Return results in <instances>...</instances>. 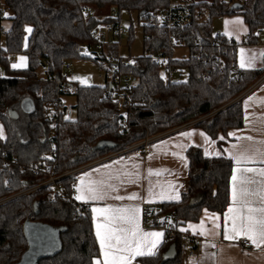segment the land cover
<instances>
[{
    "label": "trees",
    "instance_id": "obj_1",
    "mask_svg": "<svg viewBox=\"0 0 264 264\" xmlns=\"http://www.w3.org/2000/svg\"><path fill=\"white\" fill-rule=\"evenodd\" d=\"M4 3L11 26L4 34V47H0V66L5 71V76H0V123L5 130V139H0V158L4 154L6 162L0 172V198L106 157L147 136L162 134L211 114L194 127L217 141L220 133L226 135L231 129L242 128V100H235L264 75V69L250 72L238 69L239 44L217 38L213 28L215 19L240 15L249 30L242 44H255L257 32L264 33V0H243L237 3L239 8L223 0L177 6L172 5V0H4ZM170 8L183 11L170 34L187 49L186 59L175 60L174 49L168 46V33L158 25L150 26L152 13ZM113 10L116 12L113 23L117 26L122 11L135 12L142 23L144 55L135 59L133 66L119 68V73L135 79L129 100L119 102L109 94L106 74L102 88L74 85L75 120H66L64 110L56 125L51 126L50 116L62 106L54 85L63 74L61 63L83 59L82 47L91 48L94 44L93 29L112 22L106 16ZM2 19L0 16V22ZM29 28L31 32L27 31ZM218 43H222V48L217 47ZM148 51L170 56L172 67L181 74L188 71L187 80L163 79L159 68L146 57ZM197 53L201 54L200 60L195 56ZM16 55L27 58L25 70H10L9 58ZM217 57L221 66L212 62ZM44 63H48L50 77L39 74ZM202 72L209 75L207 80L200 78ZM26 98L34 105L31 115L20 109ZM11 111L16 112V119L10 117ZM122 111L126 113L123 126ZM217 144L220 148L223 145L219 141ZM187 157L188 177L180 200L160 205L158 215L173 217V237L164 241L154 257L142 259L141 264H180V244L184 240L180 228L198 221L203 210L222 213L228 205L232 162L224 157L205 158L196 148L189 149ZM38 161L43 162L44 170L30 168ZM75 182L73 176L57 182V188L65 193L63 198L46 186L0 205V264H20L30 247L23 232L27 224L44 226L57 235L55 253L40 259L38 264H93L98 248L92 219L88 206L71 198Z\"/></svg>",
    "mask_w": 264,
    "mask_h": 264
},
{
    "label": "crops",
    "instance_id": "obj_2",
    "mask_svg": "<svg viewBox=\"0 0 264 264\" xmlns=\"http://www.w3.org/2000/svg\"><path fill=\"white\" fill-rule=\"evenodd\" d=\"M223 1L236 5L243 0ZM186 3L194 2H180L173 6ZM213 28L215 32H220L224 37L239 44L236 52L238 69L246 72L264 69V55H262L264 54V33L257 32L255 44H242L249 30L244 18L240 15L215 19ZM20 57H24L26 65L21 69L25 70L27 58L23 55ZM242 59L245 67L240 66ZM249 62L253 65L252 67L247 66ZM15 63L13 59L9 66L10 70H16V67H13ZM3 70L0 66V72ZM0 76L5 75L0 74ZM241 105L243 126L240 129L229 130L226 135L220 133L217 141L223 143L221 148L217 141L212 140L201 128L191 127L172 133L153 143L151 155L144 159L116 158L90 167L77 175L73 186L74 200L78 204L88 206L98 248V256L93 260V264H98V262L104 264L105 259L96 235V225L104 223V215L100 212H93L94 208L139 209L137 215L141 231L163 233L162 238H148L151 243L157 244L154 251L155 255L158 253L165 241V232L143 227L142 208L144 204L160 206L179 202L188 177L187 151L191 148L199 149L205 158H227L232 162L233 167L229 177V202L225 210L222 213L203 210L198 221L189 222L180 228L183 235L194 236L199 240L194 248V257L189 258L182 252L180 264H264V244L256 247L243 236L231 240L225 239L226 230L232 235L231 220L226 221V216L237 215L238 212L247 214L248 207L264 208V200L261 199L264 196V176L259 175L258 172L244 171L264 169V162H262L264 161V83L246 95ZM182 133H190V135H182ZM230 133L233 135H229ZM0 139H5V130L1 123ZM238 157H244L239 164L235 159ZM233 175L237 176V188L242 187L247 190V194L238 199L236 203H233L232 199ZM241 177L250 182L241 185L239 182ZM90 188L95 189L96 193L103 198L90 199ZM77 196L84 198L77 199ZM115 197H123V199H115ZM129 197L135 198L130 199ZM230 207L237 211L228 213ZM253 215L259 217L261 213L256 212ZM101 231L103 232V229ZM161 239L162 242H160ZM241 239L248 240L250 246H241L239 244ZM155 255L135 256L131 259V264H141L142 259Z\"/></svg>",
    "mask_w": 264,
    "mask_h": 264
},
{
    "label": "built area",
    "instance_id": "obj_3",
    "mask_svg": "<svg viewBox=\"0 0 264 264\" xmlns=\"http://www.w3.org/2000/svg\"><path fill=\"white\" fill-rule=\"evenodd\" d=\"M8 14V10L6 6L0 7V16H4V14ZM183 16V11L177 8L167 9L159 13H152L150 15V26H160L164 29L166 33L169 35L168 46L170 49H175L179 44L177 41L171 36L170 31L172 30L174 23L177 19ZM107 19L111 20L112 22L97 25L92 31V38L94 39V44L91 48L87 46L82 47L83 53L90 52L93 58H100V62L103 64L105 63V70L108 77L109 82V94L114 98L119 100V102H127L131 96L132 91L135 87V79L130 74H123L119 73L120 67H127L133 66L135 59L130 57L124 58L120 56V39L125 35V31L120 27V25H115L113 22L116 19V12L113 10L107 16ZM215 36L217 38L227 39L232 41L226 37H224L220 32H215ZM217 47L222 48V43H218ZM197 59H201V54H195ZM146 57L156 65L160 70V75L163 79H170L177 75L178 70L171 65V58L170 56L164 54L163 52H151L148 51L146 53ZM13 62V59L11 60ZM212 62L217 66H221L220 58H213ZM63 74L55 80V88L59 92L60 99L64 96L75 97L76 96V87L73 83H71L68 78L65 76L66 72L70 70V62L64 61L60 65ZM44 77H50V73L48 71V63H44ZM200 78L203 80H207L209 75L205 72L200 74ZM264 83V75H262L252 86H250L243 94H241L235 101L242 100L246 95L256 89L259 85ZM66 106L62 103L60 109L57 110L56 113L50 116V125L55 126L58 120V117L64 115V110ZM122 126L125 125V118L126 113L125 111L121 112ZM212 115V114H211ZM211 115L204 116L197 120L191 121L187 124H184L180 127L172 129L170 131L164 132L162 134H158L155 136H147L144 140L134 143L130 146H127L123 149H120L116 152L111 153L110 155L97 159L93 162H90L86 165L80 166L75 168L71 171H68L64 174L58 176H50L46 181L43 183L33 186L31 188L24 189L20 192L7 195L3 198H0V205H3L13 199L18 197L24 196L25 194L31 193L40 187L50 186L53 190L57 191L60 198L65 196L63 191H60L57 188V182L62 180L63 178L68 177H77V175L95 165L101 164L103 162L116 159V158H123L128 160L132 157L138 159H144L151 155V146L158 140L167 137L172 133H176L181 130H185L191 127H194L196 124L210 118ZM5 155L3 154L0 158L1 165H0V172H3L4 166L6 162L3 160ZM15 163V161H13ZM32 170L35 171H42L45 169L43 162L38 161L36 164H32L30 166ZM54 169V167H53ZM71 198H74V189L71 192ZM160 206H151L148 204H144L142 208V225L144 228L147 229H158L165 232V240L171 239L173 237V229H172V220L171 218H165L160 215ZM155 216H157L155 218ZM183 242L180 244V249L183 253H185L189 258L194 257L195 247L198 244V238L190 235H183ZM239 244L243 247H249L250 243L248 240L241 239L239 240Z\"/></svg>",
    "mask_w": 264,
    "mask_h": 264
},
{
    "label": "snow or ice",
    "instance_id": "obj_4",
    "mask_svg": "<svg viewBox=\"0 0 264 264\" xmlns=\"http://www.w3.org/2000/svg\"><path fill=\"white\" fill-rule=\"evenodd\" d=\"M5 16L8 14L5 13ZM31 32V29H27ZM264 55V54H262ZM24 60L23 57L20 58ZM19 65H13L17 67ZM241 67H245V62L241 60ZM248 67L253 65L249 62ZM251 99V98H249ZM182 135H190V133H182ZM229 135H233L230 133ZM223 139V137H221ZM249 139H251L249 137ZM237 164L241 162L244 157L235 158ZM264 162V161H262ZM237 171H240L237 169ZM244 171L258 172L259 175L264 176V169H246ZM151 174V170H150ZM233 190L232 199L233 203H236L238 199H241L247 194V190L244 188H237L236 181L237 176L233 175ZM240 184H244L250 181H246L243 177L240 178ZM90 199H102L103 197L96 193L95 189L90 188ZM77 199L84 198L83 196H77ZM130 199L135 197H129ZM115 199H123V197H115ZM264 200V196L261 197ZM237 210L230 207L228 213L236 212ZM93 212H100L104 215V223L97 224L96 235L100 241V246L104 255V264H131V259L135 256L155 255L154 249L157 244L151 243L148 238L150 237H163V233L160 232H142L139 227L138 213L139 209H124V208H104L93 209ZM259 212V217L253 215V213ZM231 220V233L226 230L225 239H236L243 236L250 240L256 247H260L264 244V208H251L248 207L247 214L238 212L237 215L226 216V221ZM218 226V225H217ZM203 227V225H201ZM103 229V232L101 231ZM162 242V239L161 241ZM99 264V262H98Z\"/></svg>",
    "mask_w": 264,
    "mask_h": 264
},
{
    "label": "rangeland",
    "instance_id": "obj_5",
    "mask_svg": "<svg viewBox=\"0 0 264 264\" xmlns=\"http://www.w3.org/2000/svg\"><path fill=\"white\" fill-rule=\"evenodd\" d=\"M205 2L208 0H172V5H176L177 3L182 2ZM5 6L4 0H0V7ZM3 17V16H2ZM4 20L1 23V33H0V47L3 48L5 45V37L4 34L7 33L8 28L10 26V22L7 19V16L3 17ZM120 27L125 31V35L120 39V56L124 58H132L138 59L142 57L144 54L143 47V29L142 23L138 21L137 14L135 12H125L122 11L119 17ZM188 57L187 49L178 45L173 52V58L175 60L186 59ZM14 59L16 63L14 65H19L16 67L15 71H22L26 64L25 61L20 60V55H16L9 58ZM24 58V57H23ZM92 54L90 52L83 53V59L70 61V70L66 72L65 76L68 80L74 85L79 86H93V87H104L106 83V72H105V63L97 62L95 63L93 60ZM11 63V62H10ZM9 63V65H11ZM19 69V70H17ZM43 71H40V75L43 76ZM0 74L5 75V71L3 70ZM188 77V71L183 70L182 74L178 71L177 75H175L172 79L177 80L178 82H185ZM62 103L66 106L67 112L64 118L66 120L74 121L76 118V111L74 106L76 104L75 97L64 96L61 98ZM3 136V133H2Z\"/></svg>",
    "mask_w": 264,
    "mask_h": 264
},
{
    "label": "water",
    "instance_id": "obj_6",
    "mask_svg": "<svg viewBox=\"0 0 264 264\" xmlns=\"http://www.w3.org/2000/svg\"><path fill=\"white\" fill-rule=\"evenodd\" d=\"M233 8H239V5H233ZM21 111L26 115H31L34 112L33 102L26 98L20 103ZM12 119L17 118L14 111L10 112ZM100 147V144L97 148ZM25 238L29 241L30 247L20 264H38L40 259L53 255L57 248V235L48 228L37 225L27 224L23 229ZM171 257L174 256V251L171 249Z\"/></svg>",
    "mask_w": 264,
    "mask_h": 264
}]
</instances>
